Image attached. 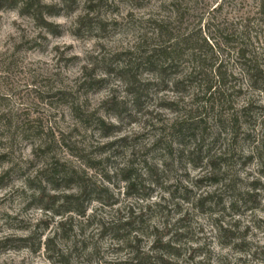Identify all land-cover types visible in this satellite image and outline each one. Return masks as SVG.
<instances>
[{
    "label": "clouds",
    "instance_id": "9594fccd",
    "mask_svg": "<svg viewBox=\"0 0 264 264\" xmlns=\"http://www.w3.org/2000/svg\"><path fill=\"white\" fill-rule=\"evenodd\" d=\"M0 264H264V0H0Z\"/></svg>",
    "mask_w": 264,
    "mask_h": 264
}]
</instances>
